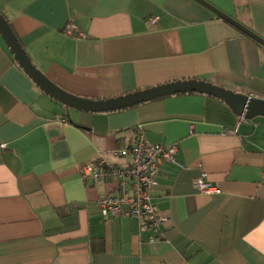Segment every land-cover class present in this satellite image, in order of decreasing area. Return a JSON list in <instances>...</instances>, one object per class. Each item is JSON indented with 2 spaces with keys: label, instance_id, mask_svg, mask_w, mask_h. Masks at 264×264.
Here are the masks:
<instances>
[{
  "label": "crops",
  "instance_id": "0c3cea01",
  "mask_svg": "<svg viewBox=\"0 0 264 264\" xmlns=\"http://www.w3.org/2000/svg\"><path fill=\"white\" fill-rule=\"evenodd\" d=\"M206 1L264 37V0ZM0 12L77 97L202 80L264 99V46L196 0H0ZM138 126L179 147L152 192L170 219L160 240L135 218L104 217L99 198L117 182L79 171L101 156L130 164L115 151ZM263 171L264 116L200 92L78 110L41 90L0 34V264H264ZM201 177L220 192L198 190Z\"/></svg>",
  "mask_w": 264,
  "mask_h": 264
},
{
  "label": "built area",
  "instance_id": "2783aa9c",
  "mask_svg": "<svg viewBox=\"0 0 264 264\" xmlns=\"http://www.w3.org/2000/svg\"><path fill=\"white\" fill-rule=\"evenodd\" d=\"M150 20L154 23L156 18ZM72 28L73 26L68 27L67 32L72 34ZM178 150V144L151 142L144 135L143 128L138 126L132 139L115 151L117 155H130L132 158L130 164L117 166L101 156L81 166L79 171L83 181L92 178L97 182H117V189L114 192L99 198L100 212L104 217L135 218L160 240L163 237V228L170 219L160 212L153 201L152 192L158 184L161 164L165 161L178 163L176 160ZM194 184L198 190L206 194L220 192L218 187L203 177L197 179Z\"/></svg>",
  "mask_w": 264,
  "mask_h": 264
},
{
  "label": "water",
  "instance_id": "95a60500",
  "mask_svg": "<svg viewBox=\"0 0 264 264\" xmlns=\"http://www.w3.org/2000/svg\"><path fill=\"white\" fill-rule=\"evenodd\" d=\"M207 8L212 10L216 15L225 19L235 27L243 31L245 34L255 39L264 46V37L255 33L247 26L241 24L239 21L229 16L228 14L217 9L206 0H196ZM0 34L4 39L7 46L15 56L19 65L25 72L33 79V81L43 90L46 94L51 96L57 101L66 104L78 110L102 112L109 110L122 109L130 107L135 104L148 101L157 97L165 96L168 94L181 93V92H200L217 96L225 100L235 111L236 114L252 119L256 116H264V99L259 97L249 96L244 93H239L230 90L211 82L202 80H183L167 83L146 89L129 93L115 98L103 100H89L72 95L64 91L61 87L53 83L42 71H40L31 61L23 45L15 35L9 22L5 16L0 12Z\"/></svg>",
  "mask_w": 264,
  "mask_h": 264
},
{
  "label": "trees",
  "instance_id": "16d2710c",
  "mask_svg": "<svg viewBox=\"0 0 264 264\" xmlns=\"http://www.w3.org/2000/svg\"><path fill=\"white\" fill-rule=\"evenodd\" d=\"M255 40V39H254ZM257 43H259V42H257ZM260 44V43H259Z\"/></svg>",
  "mask_w": 264,
  "mask_h": 264
}]
</instances>
